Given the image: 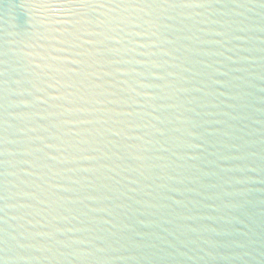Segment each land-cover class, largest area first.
<instances>
[{
    "label": "water",
    "instance_id": "95a60500",
    "mask_svg": "<svg viewBox=\"0 0 264 264\" xmlns=\"http://www.w3.org/2000/svg\"><path fill=\"white\" fill-rule=\"evenodd\" d=\"M0 264H264V0H0Z\"/></svg>",
    "mask_w": 264,
    "mask_h": 264
}]
</instances>
